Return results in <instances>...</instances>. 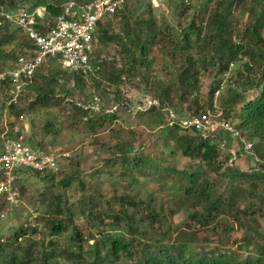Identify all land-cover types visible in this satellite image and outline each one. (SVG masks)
Segmentation results:
<instances>
[{
  "label": "trees",
  "instance_id": "trees-1",
  "mask_svg": "<svg viewBox=\"0 0 264 264\" xmlns=\"http://www.w3.org/2000/svg\"><path fill=\"white\" fill-rule=\"evenodd\" d=\"M16 1L0 0V13L21 10L12 7ZM46 1L49 0H36L25 11L43 9L50 22L60 12V5ZM73 1L79 3L83 0ZM204 1L207 3L210 0ZM260 1L252 0V6H259L258 11L253 14L254 7L249 5L248 13L254 16L253 22L247 24L237 35L233 33L235 22L230 19V14L238 0L212 1L215 9L206 19L209 28L206 37L201 35L204 26L206 27L202 22L205 6L197 8L192 20L181 30L179 43L173 46L170 44V58L181 62L170 86L149 82L152 61L147 59V51L157 36L153 17L148 15L130 24L124 22L121 29L123 41L120 40L119 46L127 56L128 66L124 72L131 75L135 71L139 73L142 68L140 80L152 89V100L156 102V105L149 106L148 112L157 110L161 113L156 116L160 128L166 129L165 137L176 143L180 154L194 163L193 168L181 171L163 169L165 176L178 181L177 191L181 204L189 202L187 222L190 223L188 227L192 226L191 236L193 238L205 231L214 235L216 242L211 241L209 236H204L197 244L190 246L193 242L188 235H184L180 241H166L169 225L158 219L149 203L143 205L142 201L129 195L113 196L112 201L117 203L115 205L118 209L112 211L109 208L110 201H101L102 197L97 193L88 194L78 202V210L85 225L77 226L72 221L70 206L65 205L61 195L57 194L50 196L45 215L40 217L45 221L44 233L49 238L47 245H44V238L36 242L30 239L35 232L33 227H18L11 236L2 241L0 239V264H264V234L254 228L258 225L256 218L259 217L264 222V38L261 36L264 31V2L260 5ZM6 4L9 7L4 8ZM125 9L124 6L120 12L102 18L96 25L92 40L93 52L90 55L91 64L97 68L95 72L86 75L67 72L80 90L90 85L101 88L103 82L114 85L122 78L123 71L102 73L103 61L99 60L95 49L115 41V35L109 36L102 22L104 19L111 21L115 18L125 20ZM9 29V25L0 21V58L12 62L0 78L4 99L9 101L4 105L7 112L13 111L20 115L21 111L24 113L35 107L44 108L55 104L56 95L52 84L57 77L64 78L67 74L53 69L47 70L46 76H41L40 68L50 62L47 61L34 72L31 82L24 88L33 93L34 98L27 101L21 111L14 112L16 108L11 100L7 72L14 68L17 57L23 54L24 49L27 51L31 46L22 37L17 44L16 54L13 55V51L2 52L1 47L13 42L16 39L14 36L19 35V31L14 30L12 34ZM191 35L194 36L193 39ZM229 65H236V86L227 87V95L216 104L222 121L235 131L239 146L242 148V139L251 145L252 154L248 157L250 160L253 156L256 157V170L242 171L232 166L235 159L230 160L229 153H225L222 161L219 159L222 156L219 145L223 141L219 140V136L221 133L228 134L227 132L218 131L211 137L203 138L196 131L180 125L181 118L197 116L210 108L214 93L218 95L221 81L231 70ZM207 70L213 71V79L212 86L207 89V106L204 107V103H197L198 79L200 73ZM38 78L42 79V84L37 82ZM171 94L179 103L187 96L191 97L192 107L178 112H188L186 116L178 115L180 118H177L174 116L177 113L166 107ZM71 103L70 108L74 113L86 114V109L80 108L77 103ZM96 121H99V126L104 124V120L99 118ZM94 122L91 123V119L86 121L88 130L93 129ZM49 127L46 124L43 128L48 130ZM5 137L17 139L18 135L9 132ZM28 143L33 147L31 140ZM1 145L2 141L0 150ZM113 149L115 156L103 163L112 172L118 166L122 169V174H129L133 170L137 173L144 167L142 156H131V162L126 161V155L133 152L127 141L118 140ZM30 173L40 176L35 172ZM57 173L56 170L44 177L48 176L52 181ZM69 180L65 178L59 184L65 188ZM16 182L17 190H21L18 180ZM129 209L130 213L127 212ZM137 209L141 210L138 214ZM108 226L119 227L120 231L116 236H110L105 232ZM235 230H242V237L238 241H229V235ZM61 235H65L63 240L51 241V238ZM212 243L215 246L209 247ZM231 245L234 249H231Z\"/></svg>",
  "mask_w": 264,
  "mask_h": 264
},
{
  "label": "rangeland",
  "instance_id": "rangeland-1",
  "mask_svg": "<svg viewBox=\"0 0 264 264\" xmlns=\"http://www.w3.org/2000/svg\"><path fill=\"white\" fill-rule=\"evenodd\" d=\"M70 0H49L56 5ZM73 1V0H72ZM210 0L204 3V0H127L125 4L124 17L125 20L115 18L111 21L103 20V25L108 31V35H115L116 39L112 43L100 46L95 49V54L99 55L102 62V73H117L123 71L120 81L117 84L109 85L102 83L101 88L87 86L86 89L80 90L76 82L69 76L68 70L61 68L55 59L50 60L40 68L39 74L46 76L47 70H58L66 73L64 78L57 77L52 84V89L56 95L55 104L48 107H35L34 110L23 109L27 101L34 98V94L23 90L20 95L13 99V106L16 108L14 112H7V102L4 99L3 89L0 85V142L9 132L12 134L17 132L19 139L29 145L28 140L32 141L33 147H42L44 150L54 155L57 163V174L51 181L45 175L36 176L30 172H22L18 175L17 180L21 190H18V203L15 206L5 205L0 198V239L1 241L13 234V230L18 227H33L35 232L31 236L32 241H39L44 238L46 246L49 238L44 233L45 221L40 219L45 215L47 203L50 202V196L60 194L65 205H69L74 225L84 226L85 221L81 213H79L78 202L84 200L88 194H99L102 200L110 201L109 208L116 211L118 206L112 201L113 196H135L142 201L143 205L148 203L151 205L158 215V219L169 225L168 234L165 240L180 241L184 235L191 236V228L187 222L188 203L181 204L180 194L177 191L178 181L169 176H165L163 169L173 168L176 171L182 169L193 168L194 163L180 154L179 147L176 143L165 137L166 129L160 128L157 120L159 111L148 112L151 105H156L152 100V89L140 80V73L135 71L131 75H126L124 69H127L126 55L119 46L122 37V25L124 22L130 24L134 20L144 19L151 16L155 22L157 36L149 46L147 51V59L152 61L149 70V82H159L162 85L170 86L175 80L180 60L172 59L170 44L177 45L179 43V34L193 18V14L197 8H203L202 12L204 25L207 24L206 19L215 9V5ZM216 2L218 0H215ZM36 0H17L12 4L15 9H29ZM264 0L260 1L262 5ZM253 8V14L258 11V5L252 6V0H238L233 6L230 19H233L235 25L233 30L235 35L240 34L242 29L249 23L253 22V15H249L248 9ZM9 7L8 4L4 8ZM39 14H43V9H37ZM13 33V29L10 28ZM209 28L204 26L202 36L206 37ZM160 33V34H158ZM16 35V34H15ZM162 35V36H161ZM264 38V31L261 32ZM118 37L120 39L118 40ZM13 42L1 47L2 52L13 51L16 54L17 44L22 36L17 34ZM194 36L191 35V39ZM237 40V38H235ZM176 51V50H175ZM54 61V62H53ZM11 60L0 58V78L3 73L8 70ZM235 67L231 66L228 75L223 78L220 83L218 95L215 101L220 103V99L227 95V87L234 88ZM146 73V71H145ZM213 71L201 72L198 83L199 89L197 93L198 105L206 104L207 89L212 86ZM38 83L42 84V79L38 78ZM102 89V90H101ZM67 94H70L67 96ZM251 92H248L250 95ZM247 95V96H248ZM11 94V98H12ZM191 97L187 96L180 103L173 94L169 97V107L172 112L177 113L175 117L186 116L187 113L179 114V111L192 107ZM77 103L80 108L86 109V114L74 113L70 106ZM5 105V106H4ZM170 114V117L174 119ZM179 117V118H180ZM104 120V124L99 126L97 119ZM91 119L94 122L92 130H88L86 121ZM181 118L180 121H185ZM49 124L48 130L44 125ZM2 129V131H1ZM233 129V128H232ZM222 132V131H221ZM222 156L225 153L230 154L232 166L242 171H249L257 168L256 157L251 156V145L248 150L243 139L240 140L242 148L238 141L228 134H220L219 140ZM118 140L130 143L133 152L126 155V161H130L131 156L144 157V167L139 172L133 170L129 174H122V169L115 167L113 172L103 163L110 157L115 156L114 144ZM117 158V156L115 157ZM229 160V161H230ZM153 163V164H152ZM118 164V163H117ZM142 164V163H141ZM65 178H69L68 185L64 188L59 182ZM17 183V182H16ZM17 188L18 185L16 184ZM23 186V187H22ZM20 191V192H19ZM44 194L46 197L43 198ZM95 197V196H94ZM128 213L131 209L127 210ZM141 210L137 209L136 213ZM258 225L254 228L264 234V222L261 218H256ZM119 227L108 226L105 232L110 236H116ZM242 230H235L229 236L232 239L239 240L242 237ZM155 235V234H154ZM204 236H209L213 242L215 236L210 233H198L193 236L192 244L194 246ZM65 235L51 238V241H61ZM91 241L88 242L90 244ZM85 244V243H84ZM215 244H209V247ZM234 249V246H230Z\"/></svg>",
  "mask_w": 264,
  "mask_h": 264
},
{
  "label": "built area",
  "instance_id": "built-area-1",
  "mask_svg": "<svg viewBox=\"0 0 264 264\" xmlns=\"http://www.w3.org/2000/svg\"><path fill=\"white\" fill-rule=\"evenodd\" d=\"M127 0H83L79 3L66 1L60 12L50 22L38 11L17 10L1 12L0 21L9 25L31 46L18 56L12 70L7 72L11 100L23 92L34 72L45 62L55 59L68 71L92 74L97 69L91 64L92 40L98 21L123 10ZM232 65H229L231 67ZM214 93L210 108L197 116L180 121L183 128L196 131L201 137H211L215 132H227L236 138V133L220 118ZM17 133V132H16ZM18 137L2 140L0 150V198L5 205L18 203L16 180L22 172L46 175L57 170L53 154L39 147L23 143ZM245 150L250 148L246 144Z\"/></svg>",
  "mask_w": 264,
  "mask_h": 264
}]
</instances>
